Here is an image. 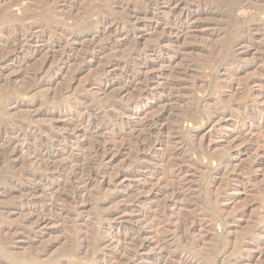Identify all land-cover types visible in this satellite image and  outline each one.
<instances>
[{
	"label": "rangeland",
	"instance_id": "rangeland-1",
	"mask_svg": "<svg viewBox=\"0 0 264 264\" xmlns=\"http://www.w3.org/2000/svg\"><path fill=\"white\" fill-rule=\"evenodd\" d=\"M0 264H264V0H0Z\"/></svg>",
	"mask_w": 264,
	"mask_h": 264
}]
</instances>
